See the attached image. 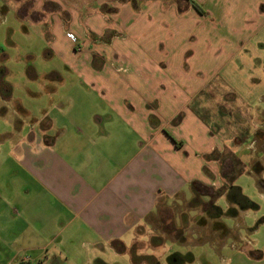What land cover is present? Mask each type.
I'll use <instances>...</instances> for the list:
<instances>
[{
    "label": "crops",
    "instance_id": "1",
    "mask_svg": "<svg viewBox=\"0 0 264 264\" xmlns=\"http://www.w3.org/2000/svg\"><path fill=\"white\" fill-rule=\"evenodd\" d=\"M30 1L59 58L27 90L46 102L31 118L0 86V264H78L76 255L83 264H213L173 250L178 240L165 263L134 244L158 204L191 196L195 184L226 194V176L249 172L234 152L244 135L218 131L240 106L183 41L198 28L210 43L207 16L228 15L229 0ZM223 224L218 242L193 245L207 242L220 264H264V242L252 249Z\"/></svg>",
    "mask_w": 264,
    "mask_h": 264
},
{
    "label": "rangeland",
    "instance_id": "2",
    "mask_svg": "<svg viewBox=\"0 0 264 264\" xmlns=\"http://www.w3.org/2000/svg\"><path fill=\"white\" fill-rule=\"evenodd\" d=\"M233 1L229 0L228 15L217 13L207 16L208 21L213 23L210 43H205L204 32L198 28L183 37V41L190 46V50L196 46L194 60L206 66L207 74L213 78L211 83L230 96L234 95L229 98L231 107L240 106L239 113L231 116L228 112L223 116L225 125L218 127V131L228 137L234 133L235 136L244 135L243 141L234 146V152L249 166V172L245 169L234 180L227 182L229 186H238L240 192L258 208L241 210L234 218L220 215L216 221L206 213L209 204L215 203L218 209L224 211L228 200L219 189L205 186H196L197 191L191 196L181 194L172 205L170 202L158 204L147 218L148 226L138 231L148 234L141 235L134 245L140 247L143 254L158 257L162 263L167 261L174 248L180 252L190 249L196 255L207 254L213 264H220L207 242L193 244L218 242L220 223L223 222L240 232V239L249 242L252 249L260 248L264 242V222L261 223L264 218V111L261 114L263 118L258 117V112L264 109V0ZM30 3V0H0V86L9 87L13 98L30 111L25 115L27 118L34 116L32 109L46 103L43 98L39 100L30 96L27 90L44 84L46 73L54 65L52 62L59 58L55 53L48 55L50 51L40 34L47 25L33 24ZM101 6L108 8L106 4ZM65 35L71 40L67 33ZM206 45L207 51L210 53L212 50L213 55L209 54L205 63L200 59V47L206 49ZM29 73L36 77H30ZM25 131L29 132L27 127ZM256 225L258 227L254 229ZM173 240L182 243L176 242L172 248ZM230 242H233L231 237L225 243L229 246ZM156 245L160 246L151 247ZM82 258L76 255V263L83 264Z\"/></svg>",
    "mask_w": 264,
    "mask_h": 264
},
{
    "label": "trees",
    "instance_id": "3",
    "mask_svg": "<svg viewBox=\"0 0 264 264\" xmlns=\"http://www.w3.org/2000/svg\"><path fill=\"white\" fill-rule=\"evenodd\" d=\"M121 1V0H120ZM131 2H134L136 0H129ZM193 6L200 11L201 9L199 8L198 5H196L195 3H193ZM102 10H106L104 9L103 6H101ZM228 181L232 180V175L226 176ZM199 186L198 184H195L192 186V192L196 193L197 191V187ZM226 198L228 200V202H233L236 203L238 205L239 208L241 209H247V208H251V209H257V204H255L254 202H252L251 200H249L246 196H244L241 192L238 186L235 185H230L227 192H226ZM210 207H208L206 213L209 217L215 219L216 221L219 219L218 217H220V215L223 216H237V209L229 206L225 211H223L222 209H218L216 207V205L214 203L209 204ZM210 208V210H209ZM220 234H227V228L224 226L223 223H220Z\"/></svg>",
    "mask_w": 264,
    "mask_h": 264
},
{
    "label": "built area",
    "instance_id": "4",
    "mask_svg": "<svg viewBox=\"0 0 264 264\" xmlns=\"http://www.w3.org/2000/svg\"><path fill=\"white\" fill-rule=\"evenodd\" d=\"M66 33H67L68 37L71 38V40H73V41L76 40V38L74 37V35L72 33H70V32H66ZM28 264H34V263H28Z\"/></svg>",
    "mask_w": 264,
    "mask_h": 264
}]
</instances>
